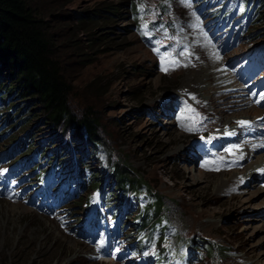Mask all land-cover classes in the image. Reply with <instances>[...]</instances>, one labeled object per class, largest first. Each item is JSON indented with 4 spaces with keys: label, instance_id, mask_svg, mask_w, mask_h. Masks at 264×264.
I'll use <instances>...</instances> for the list:
<instances>
[{
    "label": "rangeland",
    "instance_id": "374dc122",
    "mask_svg": "<svg viewBox=\"0 0 264 264\" xmlns=\"http://www.w3.org/2000/svg\"><path fill=\"white\" fill-rule=\"evenodd\" d=\"M29 4L71 87L74 119L95 113L101 142L79 139L74 123L54 127L17 90L0 92V264H243L244 251L264 264V0ZM201 36L233 80L214 98L249 102L242 109L210 107L212 92L196 87ZM238 120L248 131L222 145ZM117 165L143 186L116 192ZM248 168L256 176L245 181ZM61 187L64 199L48 196ZM157 197L167 231L147 239L133 223Z\"/></svg>",
    "mask_w": 264,
    "mask_h": 264
},
{
    "label": "trees",
    "instance_id": "16d2710c",
    "mask_svg": "<svg viewBox=\"0 0 264 264\" xmlns=\"http://www.w3.org/2000/svg\"><path fill=\"white\" fill-rule=\"evenodd\" d=\"M29 2L30 0H0V69L4 68L0 70V92L3 97L8 98L12 90H17L21 98H33L42 106L48 121L54 127L62 126L64 129L69 123H74L79 139L83 136L85 141L98 146L101 141L97 136L100 126L96 114L86 112L81 120L74 119L69 106L71 87L54 58L50 37L43 22L37 18ZM132 10L135 13V6ZM5 67L8 69L7 76L2 72ZM5 78L9 80V85L1 84ZM3 97L0 96V99ZM10 109H13L12 106ZM9 117L10 115L6 121ZM18 166L20 165H15ZM113 178L116 192H124L123 188L139 190V186H143L125 165L116 166ZM41 183L43 184L42 181ZM43 185L49 187L51 184ZM54 188L57 191L59 185ZM61 189L62 187L57 193L53 194V191L48 196L57 201L64 199L67 192H61ZM161 210L162 203L157 197L138 213L137 224L133 225L146 231L145 238L166 233L167 229L160 218ZM192 243L195 244V241ZM201 243L205 249L210 246L207 240H202Z\"/></svg>",
    "mask_w": 264,
    "mask_h": 264
},
{
    "label": "bare ground",
    "instance_id": "6f19581e",
    "mask_svg": "<svg viewBox=\"0 0 264 264\" xmlns=\"http://www.w3.org/2000/svg\"><path fill=\"white\" fill-rule=\"evenodd\" d=\"M196 39L197 40L195 41V54L198 51L199 53L203 54V57L200 60H194L193 61V65L195 66V68L191 71L193 73L192 77L193 78L197 77L196 84L198 85V86H196V84H195V86L199 87L201 84H205L206 85L205 89H207V93L208 92H212V95L208 96V98L206 99V100H208V102L210 101V104H211L210 107L213 106V107L219 108V107L226 106L229 103V105H230L229 109L232 110V111H236L237 109H242L241 106L244 107V105H247L249 102H247V101L243 102V100L241 99V100H239L240 102H237V104L233 105V103H231L230 101L221 102L223 97L222 98L221 97L220 98H214V96L217 95L218 93H220V91L222 89L230 90V89L234 88L233 85L230 86L227 83L230 80L231 81H233V80L228 74H226V73L224 74V71L220 70V65H219V62H217L218 60H217V57L215 55V52L213 51V49H211L210 47H207L206 45L203 44L204 43L203 37L202 36L199 37V38L196 37ZM198 61H202L203 64L198 62ZM200 64H202V65H200ZM184 67H185V69L187 71L191 70L190 69L191 67L188 66V65H185ZM225 75H227V76H225ZM224 83H226V86H223ZM217 91H219V92H217ZM186 94H192V93L191 92H187ZM227 98H229V96H225V98H223V99L227 100ZM252 111H253L252 109H248L247 112H243V113L241 112V114L246 116V118H249L250 116H252L251 115ZM220 112L222 113V111H220ZM246 118H244V119H246ZM233 120L234 119H232V117L227 119V121H229V122H232ZM247 126L248 125H246L245 123H240L239 120H238V122L236 124L231 125V127L226 129L225 132H224L225 134H228L229 138H227V137H226V139L223 138L225 140L221 141L222 145L228 144L229 141H232L233 144H235L234 142H237V139H238L239 135L242 134L243 132L248 131ZM245 149H248V148L243 147L241 151L239 149H237V148H233V151L229 155L226 154L227 156H229L227 158L230 159L231 157H235V158L239 159L238 157H239L240 154L244 155V152H242V151H244ZM228 160H226L224 162L222 161L225 164L224 165L225 169L229 167V164H231V163L228 162ZM213 162L211 161V163H209V164L214 165ZM235 164H236V162H235ZM262 166L263 165L259 166L258 168H261ZM215 167H218V166L215 165ZM238 167H237V170H238ZM255 169H257V168H255ZM239 175H240V173H237V174L236 173H232L230 176H233L232 177L233 180H235V179L237 180V176H239ZM202 176L203 177L201 178V180L204 179V181L207 182L208 181L207 180V176L208 175L207 174H202ZM255 176L256 175H255V172H253V169H251V168L249 169L248 168V169L244 170V173H243V176H242L241 179L244 178L245 181H246V179L248 181V178L255 179ZM241 179H238V181H240ZM223 184H224V182H222L221 180L215 182V185L218 186L219 188H223L224 187ZM225 189H226V187H225ZM226 190H231V189H226ZM240 260L243 261V264H260V262L262 263V260H260L259 257L257 258V256L255 257L253 252H251V251H244L243 252V257Z\"/></svg>",
    "mask_w": 264,
    "mask_h": 264
},
{
    "label": "snow or ice",
    "instance_id": "6c2138e0",
    "mask_svg": "<svg viewBox=\"0 0 264 264\" xmlns=\"http://www.w3.org/2000/svg\"><path fill=\"white\" fill-rule=\"evenodd\" d=\"M162 70L167 71V69H162ZM241 123H244V122H241Z\"/></svg>",
    "mask_w": 264,
    "mask_h": 264
}]
</instances>
